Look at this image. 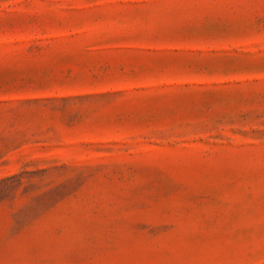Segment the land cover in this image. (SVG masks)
I'll return each instance as SVG.
<instances>
[{
    "label": "rangeland",
    "instance_id": "1",
    "mask_svg": "<svg viewBox=\"0 0 264 264\" xmlns=\"http://www.w3.org/2000/svg\"><path fill=\"white\" fill-rule=\"evenodd\" d=\"M0 264H264V0H0Z\"/></svg>",
    "mask_w": 264,
    "mask_h": 264
}]
</instances>
